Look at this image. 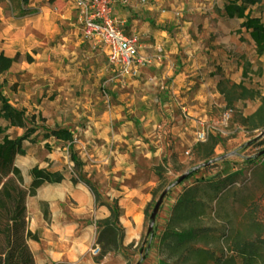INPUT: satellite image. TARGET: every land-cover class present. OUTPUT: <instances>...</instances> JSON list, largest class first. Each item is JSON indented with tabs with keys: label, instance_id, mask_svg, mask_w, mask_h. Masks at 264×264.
<instances>
[{
	"label": "crops",
	"instance_id": "1",
	"mask_svg": "<svg viewBox=\"0 0 264 264\" xmlns=\"http://www.w3.org/2000/svg\"><path fill=\"white\" fill-rule=\"evenodd\" d=\"M143 2L129 0L125 7L115 5L113 12L124 33L137 37L139 56L153 58L135 79L115 75L106 50L83 41L79 17L71 22V12L67 15L60 8L32 20L30 32L19 38V48L12 54L3 51L10 58L17 52L24 56L34 51L35 55H30L33 63L21 61L30 66L28 80L35 86L43 84L57 103L62 101L61 108L28 113L23 108L29 102L17 106L26 115L45 119L40 126L67 129L76 141L75 150L87 149V156L80 158L82 173L96 185L104 202L118 201L122 209V247L131 246L135 251L148 236L144 213L157 184L154 168L164 167L174 174L188 169L191 163L200 164L211 147L197 142V134L206 131L204 123L212 106L225 102L218 91L219 81L238 84L242 76L240 66L234 73L230 68L231 60L220 39L214 43L204 37L197 39V25L180 22L175 17L177 12L162 13L161 6ZM57 22H68L74 34L69 42L64 38L59 47L51 44L53 36L60 34ZM243 38L254 48L248 35ZM10 129L22 135L23 131L16 128H7V133ZM24 149L26 156L15 158L19 169L17 158H25L29 171L39 166L62 172L64 177L59 184L42 185L26 200L28 225L24 237L34 264H127L125 254H109L99 262L90 255L97 238L96 222L105 220L109 211L96 208L92 192L83 183H72L67 169L73 163L65 154H45L35 160L31 158V144L26 143ZM30 184L29 177L26 187ZM170 194L156 217L153 232L158 235L167 220L162 213ZM147 248L144 255L137 249L130 257L136 264L139 260L141 264H160L158 249Z\"/></svg>",
	"mask_w": 264,
	"mask_h": 264
},
{
	"label": "rangeland",
	"instance_id": "2",
	"mask_svg": "<svg viewBox=\"0 0 264 264\" xmlns=\"http://www.w3.org/2000/svg\"><path fill=\"white\" fill-rule=\"evenodd\" d=\"M17 1L0 0V50L9 54L19 48L17 43L19 38L26 31H28L27 33L30 32L31 21L40 18V16L46 17V13H49V11L60 8V11H65L67 15L71 12V22H76L79 17L77 13H74L76 10L70 0H29V4L23 8L25 15H21ZM145 1L147 3L143 2L144 5L161 6L159 10L162 13L167 11L177 12L175 17L180 22L185 21L190 22L193 26L197 25V35L199 36L197 39H203L204 37L213 43L220 39L221 46L225 48L229 55V60H231L230 68H232L233 73L236 71L235 68L243 64L240 57L244 58L249 65L248 68L240 66L242 74L247 69L244 83L247 88L254 89L260 94V97H263L264 56L258 58L254 53L253 46L248 42L240 41L239 38L242 35L237 33L239 28L238 21H229L220 16L223 5L229 0ZM68 3L73 8L70 5L68 6ZM261 8L264 9V2ZM56 26L60 34L56 33L53 36L52 45L59 47L63 43L64 38H68V42L74 38L73 27H69L68 22L67 25L57 22ZM80 27L82 28L81 24ZM28 53L31 56L35 55L33 50ZM27 65H22V62H19L0 78V81L6 78L7 83L3 91L10 101V105L20 110L24 109L28 113L58 111L61 108L62 101L57 103L54 96H51V92L43 84L35 86L34 83L29 82L30 75L28 74L30 71L28 68L30 66L28 67ZM218 72L217 70L216 73ZM15 79H17L16 82H14ZM41 94L42 96L40 97ZM20 102H29L27 108H19L17 104ZM260 105L261 100L256 97L246 101H238L231 108H227L225 102L224 104L220 103L217 106H212L209 111V119L204 123L206 131L205 140L202 142L203 144L208 143L211 149L206 156L201 157L202 159L198 166L194 164L198 170L196 174L171 190V194L169 193L171 196H168L167 204L163 209L162 215L167 218L166 225L171 211L177 204L176 202L181 194L194 185L199 187V197L206 205V208H204L205 214L200 216L198 220H194V222H189L188 224L180 223L175 225L174 228L178 231L187 227H198L208 230L209 232L198 239L195 246L211 252L218 262L196 256H176L172 259H166V256L160 254L158 248L159 238L163 231L159 235L152 232L153 239L150 247L158 249L160 264H244L242 259H240L239 253L236 252L235 244L253 242L258 238L264 239V157L259 158V154L264 152V121L255 118V113ZM3 123L5 122L0 120V124ZM16 134V130L10 129L8 132V135L12 138H15ZM38 134L36 143L31 144V149L34 151L31 158L41 160L45 154L61 152L65 154L67 160H70L67 144L48 140L49 148H43L44 145L41 142L42 133L39 131ZM74 145L71 147L80 159L81 155H83V150H75ZM216 147H218V152L215 151ZM85 151L87 153V149ZM187 156L189 157L190 154ZM16 163L20 167L21 174L23 171L22 179L26 187L27 179L29 178V165L26 163L25 158H17ZM195 166L191 163L188 169L173 171L174 174L165 170V183L168 186L173 184L180 176L188 174ZM67 172L73 176L74 164L67 169ZM229 174H238V176L232 183L227 182L223 191L217 195L215 200L211 201L212 197H214V191H211L208 187V180L215 178L213 184L222 185L223 180ZM157 185L158 182L153 190H155ZM158 197L159 194L153 200V203ZM152 210L153 207L151 206L149 217ZM149 225L150 219L146 220L145 223L146 233ZM147 239L148 236L143 237L137 246L138 251L136 249L137 252L141 251L143 255L148 249ZM154 239H156L155 245L153 244ZM123 249L128 263L136 264L135 259L130 257L136 251L131 247ZM240 253L245 254V252Z\"/></svg>",
	"mask_w": 264,
	"mask_h": 264
},
{
	"label": "trees",
	"instance_id": "3",
	"mask_svg": "<svg viewBox=\"0 0 264 264\" xmlns=\"http://www.w3.org/2000/svg\"><path fill=\"white\" fill-rule=\"evenodd\" d=\"M8 1L12 2L13 0ZM17 2L21 15H25L23 8L29 4V0H18ZM263 2L264 0H229L223 5L222 12L220 13V16L226 20H236L239 22L237 33L242 35L239 38L240 41L244 42L245 38H243V35H248L254 44V53L258 58L264 56V9L261 8ZM240 58L243 61V64H240V66L248 68L249 65L245 62L244 58ZM21 61L29 64L34 62L28 53L22 56L17 52L10 58L3 51H0V78L14 64ZM246 75L247 69L246 71L244 70L242 79L238 84L230 83L227 80L219 81L218 91L225 98L227 108L233 107L234 103L238 101H246L256 97L260 98L261 105L255 113V118L264 121V95L260 97V94L254 89L246 87L244 83ZM6 83V78L0 81V120L6 123V126L0 125V264H34V257L24 237L28 225L26 200L28 197L34 196L37 189L42 185L46 183L59 184L64 179L62 172L35 166L29 171L31 184L28 187L24 186L21 171L14 164L15 158L17 156H26L24 145L26 143H36L39 131L42 133L41 142L54 140L68 145L69 158L74 164L72 183L74 185L83 183L92 192L96 208L106 207L109 211V216L105 220L96 222L97 238L94 244L101 251L100 255L95 258L96 262L101 261L109 254L123 255V234L119 224L122 209L116 200H112L110 203L104 202L96 185L82 173L83 164L71 147L74 142L73 134L67 129H50L40 126L39 124L44 123L45 119L38 118L34 114L26 115L24 110L10 105L3 91ZM7 128L21 129L23 131L22 135L12 138L8 135ZM43 148L48 149V143H45ZM263 157L264 152H261L259 158ZM197 171V168L193 167L180 182L168 186L165 183V168H154L158 185L152 191L153 197L150 206L145 210V219H150L149 209L151 206H155L153 200L158 194L160 196L169 187L167 196L174 187L191 178ZM237 176L238 174L227 175L222 185L213 184L215 178L208 180V187L211 191H214V197H212L211 201L215 200L217 195L223 191L227 182L232 183ZM199 195L200 189L194 185L181 194L176 202L177 204L172 209L171 215L159 238L158 246L160 254L166 256V259H172L176 256H196L218 262L211 252L195 246L198 239L209 232L208 230L198 227H187L178 231L174 228L175 225L180 223L188 224L189 222H194V220H198L200 216L205 214L204 208H206V205L202 202ZM153 231L154 226L148 235V239H150V242L147 243L148 246H150L153 239ZM36 239L37 237L34 236V240ZM235 246L236 252L239 253L240 259H242L244 264H264V239L258 238L253 242H239ZM240 252H245V254H241ZM124 258L127 260L125 255ZM140 262L141 260L137 264H141ZM126 263L129 264L128 262Z\"/></svg>",
	"mask_w": 264,
	"mask_h": 264
},
{
	"label": "built area",
	"instance_id": "4",
	"mask_svg": "<svg viewBox=\"0 0 264 264\" xmlns=\"http://www.w3.org/2000/svg\"><path fill=\"white\" fill-rule=\"evenodd\" d=\"M79 15L82 39L101 45L107 52L110 69L120 78L135 79L141 68L152 64V57H140L139 42L133 34L126 35L115 17L114 6H127L128 0H70ZM197 142L205 140V132L197 134ZM76 144L74 139L73 145ZM83 156H87L85 149ZM189 155V152L186 153ZM100 250L92 244L90 255L97 257Z\"/></svg>",
	"mask_w": 264,
	"mask_h": 264
},
{
	"label": "water",
	"instance_id": "5",
	"mask_svg": "<svg viewBox=\"0 0 264 264\" xmlns=\"http://www.w3.org/2000/svg\"><path fill=\"white\" fill-rule=\"evenodd\" d=\"M186 175H187V174L180 176V177L178 178V180H177L175 183H173L172 185H175V184H177L178 182H180V181H181ZM169 189H170V188L167 187V188L164 190V192H162L161 195L158 197V199L155 201V206L153 207V210H152V212H151V214H150V217H149V218H150V225H149L148 230H147V233H148V234H150V232H151L152 229H153V226H154V224H155V222H156V219H157L156 216H157V214H158L160 208H161L162 205H163L164 198H165L166 194L168 193Z\"/></svg>",
	"mask_w": 264,
	"mask_h": 264
}]
</instances>
